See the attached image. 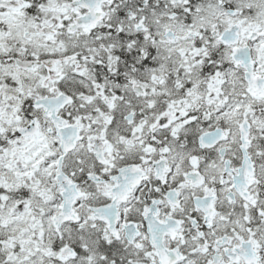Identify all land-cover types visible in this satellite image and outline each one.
Returning a JSON list of instances; mask_svg holds the SVG:
<instances>
[{
    "label": "snow or ice",
    "instance_id": "snow-or-ice-1",
    "mask_svg": "<svg viewBox=\"0 0 264 264\" xmlns=\"http://www.w3.org/2000/svg\"><path fill=\"white\" fill-rule=\"evenodd\" d=\"M0 264H264V0H0Z\"/></svg>",
    "mask_w": 264,
    "mask_h": 264
}]
</instances>
